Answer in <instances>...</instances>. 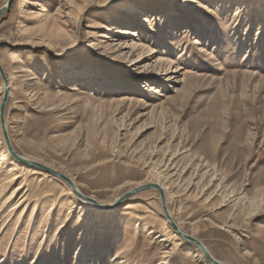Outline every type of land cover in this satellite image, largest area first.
<instances>
[{
	"label": "rangeland",
	"instance_id": "1",
	"mask_svg": "<svg viewBox=\"0 0 264 264\" xmlns=\"http://www.w3.org/2000/svg\"><path fill=\"white\" fill-rule=\"evenodd\" d=\"M0 62L20 156L103 206L156 182L217 261L264 264V0H13ZM1 136L0 264H209L157 191L93 210Z\"/></svg>",
	"mask_w": 264,
	"mask_h": 264
},
{
	"label": "water",
	"instance_id": "2",
	"mask_svg": "<svg viewBox=\"0 0 264 264\" xmlns=\"http://www.w3.org/2000/svg\"><path fill=\"white\" fill-rule=\"evenodd\" d=\"M13 0H9L7 6L0 11V17L9 10L10 5L12 3ZM0 75L4 81L5 84V92H4V96H3V100H2V104H1V125H2V129H3V134L6 140V143L8 145V148L12 154V156L14 158H18L17 154L15 153L14 149H13V145L11 144V141L9 139L8 133H7V129H6V125H5V109L7 107V102L9 99V92H10V87H9V81L7 79L6 73L3 69V66L0 63ZM17 159V160H18ZM19 161L23 164H27V165H31L34 166L36 168H39L45 172H48L49 174L55 176L56 178L60 179L61 181L65 182L66 184H68L72 191L75 193V195L80 199V200H85L88 202H92L93 204H99L96 200L87 197L85 195H83L77 188V186L75 185V183L66 175H64L61 172H58L50 167H47L43 164L37 163V162H30V161H26V160H21L19 159ZM148 190H157L160 194L161 197V206H162V210L163 213L165 215V218L167 219V221L169 222V224L171 225V227L173 228V230L179 234V236L181 238H183L186 242L192 243L195 246H197V248L200 249V251L204 254L205 258L212 264H219L217 261H215L213 259V257L208 253V251L203 247V245L197 241V239L193 238L192 236L186 235L184 234L177 226V224L175 223L174 219L172 218L170 212H169V208L167 205V200H166V196L165 193L163 191V189L157 185V184H148V185H144L141 186L140 188L131 190L130 192H128L127 194H125L124 196H122L120 199H118L115 203H113L110 206H102L99 204V206L104 210V211H110V210H114L116 209L120 204H122L124 201H126L129 197H131L132 195H135L139 192H144V191H148Z\"/></svg>",
	"mask_w": 264,
	"mask_h": 264
},
{
	"label": "bare ground",
	"instance_id": "3",
	"mask_svg": "<svg viewBox=\"0 0 264 264\" xmlns=\"http://www.w3.org/2000/svg\"><path fill=\"white\" fill-rule=\"evenodd\" d=\"M8 2H9V0H8ZM8 2H7V4H8ZM7 4L5 5V6H3V8L1 9V10H3L6 6H7ZM0 10V11H1ZM204 51V50H203ZM202 51V52H203ZM1 63V62H0ZM2 65V64H1ZM4 69V68H3ZM5 71V70H4ZM6 73V72H5ZM1 76V75H0ZM6 76H7V74H6ZM1 79H2V77H1ZM7 79H8V77H7ZM2 82H3V85H4V92H5V84H4V81H3V79H2ZM3 96H4V93H3V95H2V100H3ZM8 103V102H7ZM1 104H2V102H1ZM5 125H6V129H7V133H8V136H9V131H8V128H7V122H6V109H5ZM0 128H1V132H0V136H1V140H2V146H3V149L5 150V156L9 159V160H11V162H14V163H16V164H20V166L22 165V166H25V167H31V168H34V169H37V170H40V171H43V170H41V169H39V168H36V167H34V166H31V165H27V164H23V163H21L20 161H19V159H21V160H26V161H30V162H37V163H40V162H38V161H35V160H31V159H29V158H26V157H23V156H20L16 151H15V149H14V147H13V149H14V151H15V153L17 154V157L19 156V159L18 158H14L13 156H12V154H11V152H10V150H9V148H8V145H7V143H6V140H5V137H4V134H3V129H2V125H1V105H0ZM9 139H10V136H9ZM10 141H11V139H10ZM11 144H12V142H11ZM13 145V144H12ZM18 159V160H17ZM40 164H43V163H40ZM43 165H45V164H43ZM45 166H47V165H45ZM47 167H49V166H47ZM51 168V167H50ZM53 169V168H52ZM55 170V169H54ZM56 171H58V170H56ZM43 172H45V171H43ZM59 172V171H58ZM45 173H47V174H49L48 172H45ZM51 175V174H50ZM53 176V175H52ZM17 177V176H16ZM68 177V176H67ZM15 178V177H14ZM71 179V178H70ZM15 180V179H14ZM72 180V179H71ZM73 181V180H72ZM148 184H157V185H159L158 183H156V182H149V183H141L137 188H140L141 186H144V185H148ZM76 185V184H75ZM162 189H163V191H164V193H165V196H166V200H168L167 199V190H166V188L165 187H163L162 185H159ZM71 188V187H70ZM78 188V187H77ZM137 188H135V189H137ZM78 190H79V188H78ZM134 190V189H133ZM155 191H157V190H155ZM158 192V191H157ZM74 193V192H73ZM159 193V192H158ZM75 194V193H74ZM160 195V194H159ZM78 198V197H77ZM91 198V197H90ZM161 198V197H160ZM79 199V198H78ZM80 200V199H79ZM81 201V203L83 204V205H85V206H87V207H89V208H91V209H93V210H103L100 206H99V204H93L92 202H88V201H85V200H80ZM99 203V202H98ZM167 203H168V201H167ZM101 205V204H100ZM112 205V204H111ZM168 205V204H167ZM103 206V205H102ZM108 206H110V205H108ZM115 210V209H114ZM110 211H113V210H110ZM106 212H109V211H106ZM170 212V211H169ZM171 214V213H170ZM165 216V215H164ZM172 216V215H171ZM173 218V217H172ZM167 220V219H166ZM175 221V220H174ZM168 222V221H167ZM176 223V222H175ZM168 224H169V222H168ZM177 224V223H176ZM170 225V224H169ZM171 226V225H170ZM178 226V225H177ZM178 228H179V226H178ZM173 229V228H172ZM180 229V228H179ZM181 230V229H180ZM175 232V231H174ZM184 233V232H183ZM175 234H177L176 232H175ZM185 234V233H184ZM178 236H179V234H177ZM187 235V234H186ZM180 237V236H179ZM181 238V237H180ZM181 239H183V238H181ZM184 240V239H183ZM185 241V240H184ZM197 241H199V240H197ZM200 242V241H199ZM201 243V242H200ZM202 244V243H201ZM203 245V244H202ZM193 246H195L194 244H193ZM196 248H197V246H195ZM203 247L208 251V249L203 245ZM198 250H199V254L209 263V264H212V263H210L206 258H205V256H204V254L200 251V249L199 248H197ZM201 252V253H200ZM208 253L210 254V252L208 251ZM211 255V254H210ZM212 256V255H211ZM213 257V256H212ZM213 259L215 260V261H217L214 257H213ZM219 264H224V263H222V262H220V261H217Z\"/></svg>",
	"mask_w": 264,
	"mask_h": 264
}]
</instances>
